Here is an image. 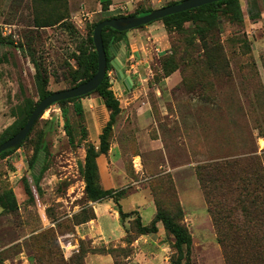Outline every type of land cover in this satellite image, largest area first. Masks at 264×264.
<instances>
[{
  "label": "rangeland",
  "instance_id": "obj_1",
  "mask_svg": "<svg viewBox=\"0 0 264 264\" xmlns=\"http://www.w3.org/2000/svg\"><path fill=\"white\" fill-rule=\"evenodd\" d=\"M104 1L0 0V134L17 118L24 100L38 99L32 58L47 77L46 90L70 88V73L76 68L74 54L89 48L86 36L92 23L182 0H140L137 4L106 6ZM239 2L242 22H231L223 16L220 24L219 42L227 64L223 71L202 75L203 65L191 60L202 49L197 38L189 43L188 23L184 24V32L164 33L159 21L148 27L167 48L157 41H145L146 34L141 32L144 25L126 31L127 44L121 43L119 54L114 56L133 86L127 89L116 77L115 69L108 70L111 89L120 106L125 95L147 93L156 110L152 96L155 84L162 92V111L166 113H155V124L145 123L148 135H159L160 139V144L146 146L139 145L144 142L141 138L135 139L141 127L133 114L126 120L117 117L109 144H115L122 157L111 163L104 158L98 162L100 184L104 188L102 178L110 168V188L118 192L123 211L136 210L131 208L132 202L142 208L145 197L153 202L155 212L161 208L184 225L191 235V246L183 249L181 264H226L196 166L234 158L246 163L247 156L256 152L264 169V0ZM257 12L259 16L254 15ZM55 18L61 19L42 25ZM173 47L177 56L183 53L187 59L180 69L164 76L161 61L173 53ZM127 50L132 56L124 55ZM144 78L147 80L142 82ZM95 97L96 93H90L75 101L82 106L80 115L74 110V102L64 104L66 117L63 107L50 105L21 145L0 159V196L12 189L18 205L14 211L0 207V264H37V255L68 261L79 248L87 250L84 264H110L107 257L98 255H108L111 264H145L153 257L156 264H172L176 260L173 237L160 222L156 223L157 232L137 243L140 235L135 233L136 214L120 219L125 234L118 241L103 243L98 236L84 235L86 229L81 235L76 232V227L84 223H75L90 212L95 214L94 206L103 201L85 197L80 171L85 147L90 142L98 143L105 123L103 115L97 109L96 114L92 113L89 107V100ZM124 135L129 138H122ZM35 148L37 154L32 158ZM23 180L31 189L29 196ZM210 189L217 200L211 184ZM113 204L116 209L114 201ZM104 205L105 202L97 206L98 219L106 215ZM144 207L137 214L143 224H149L154 217L152 208ZM93 219L87 222L92 223ZM46 229L53 234L57 246L52 244L43 253L32 242L36 232ZM61 236L70 237L76 249L65 253ZM27 255L32 256L31 262ZM89 255L94 256L87 263ZM239 259L233 254L234 264H239Z\"/></svg>",
  "mask_w": 264,
  "mask_h": 264
},
{
  "label": "trees",
  "instance_id": "obj_2",
  "mask_svg": "<svg viewBox=\"0 0 264 264\" xmlns=\"http://www.w3.org/2000/svg\"><path fill=\"white\" fill-rule=\"evenodd\" d=\"M104 2H106L105 6L110 3L109 0ZM172 3L173 2H170L167 5ZM150 10L152 9L147 8L128 15L145 14ZM259 14V12L254 13L255 16H259ZM223 16H226L231 22L241 23L242 11L239 0H218L164 16L158 19V21L162 22L166 33L168 30L184 32V24L188 23L190 25L189 34L191 37L188 41L190 44H193L194 38H197L200 43L199 46L202 49V52L196 53L191 57V60L203 65L201 71L202 75H204L206 73H218L219 71H223L227 66L219 42L220 24ZM60 19L61 18L47 20V22H44L42 25H50L52 22H57ZM101 20L92 23L87 31L86 41L89 48L84 50L79 49L78 52L74 54L76 68L70 73L72 86L89 79L96 72L97 57L92 42V30ZM143 26L144 25H141L139 27ZM125 33L126 31H117L108 26L104 27L101 31L107 59L106 73L101 83L90 93H96L101 97L108 111V119L98 136V143L94 144L90 142L85 147V155L80 168L84 181V194L88 200L94 202L112 198L117 206L116 210L121 220L136 214L133 221L135 233L137 235L157 232L156 223L160 222L163 229L172 235L173 245L178 252V256L175 261H172V264H181L184 254L183 249L189 250L191 246V235L184 225L179 223V221L161 208L156 209L154 217L149 224H143L136 210L128 212L122 210L118 202L119 194L117 191L112 188L105 189L100 184L97 157L100 154L105 155L108 152L110 147L109 137L116 119L121 112L119 100L111 89L108 76V70L114 69L111 63L113 57L111 46L120 41H124L125 44H127V38L124 37ZM186 59L183 53L177 56L176 49L174 48L173 53L166 55L161 61V68L164 76H168L173 71L180 69L181 63H185ZM32 62L35 67L34 80L38 90V99L24 100L17 113V118L0 134V143L11 137L23 127L39 100L51 93V91L46 90L48 82L46 75L42 72L40 66L33 58ZM206 85H208V82ZM90 93L57 102L59 106L63 107V115L66 117V108H64V104L68 102H74V110L76 114L80 115L82 113V106L79 103H75V101ZM64 125L69 135L70 130L68 128L67 119H65ZM20 145L21 143L15 148L2 151L0 153V159L13 152ZM36 148L32 158L37 154ZM245 161L247 162L244 163V161L239 158L222 159L196 166L197 177L203 189L208 212L217 233V242L223 249L226 264H234L233 254H235L236 258H240L239 264H264V169L259 155L256 152L248 155ZM207 181L209 185L206 184L208 183ZM210 184L216 192L217 200L215 195L213 197L211 196ZM23 188L26 195L29 196L31 194V189L25 180H23ZM220 190L226 192V195L220 194L218 192ZM17 206L15 194L12 189L6 190L0 196V207L2 210L14 211L17 209ZM93 218H95V214L90 212L82 217L81 222L75 224L85 223ZM33 237L32 243L37 246V250H41L43 253H46L52 244L57 246L53 234L47 229L36 232ZM241 251L242 254H240ZM86 253L87 250L79 248L78 253L68 261L63 260L62 257L49 258V255H46V258L37 255L36 257L34 256V260L36 259L37 264H84ZM31 258V255H27V259H29L30 262L32 261L30 260Z\"/></svg>",
  "mask_w": 264,
  "mask_h": 264
},
{
  "label": "crops",
  "instance_id": "obj_3",
  "mask_svg": "<svg viewBox=\"0 0 264 264\" xmlns=\"http://www.w3.org/2000/svg\"><path fill=\"white\" fill-rule=\"evenodd\" d=\"M106 1V0H105ZM140 0H109V5H115V4H123V3H134V4H137ZM155 22H158V20H156ZM154 22H152L151 24H153ZM158 23H161V25L163 26L162 22H158ZM151 24H147L143 27V33L146 34V38L145 41L148 40L155 43L157 41L158 44L162 45L163 47L167 48L168 46H164L165 44H163V40L160 39L159 40V37H156V36H153L152 34V30L149 28ZM154 25V24H153ZM149 26V27H148ZM152 26V25H151ZM164 27V26H163ZM164 29V28H163ZM164 33H165V29H164ZM165 35V34H164ZM163 35V36H164ZM153 37V38H152ZM128 39V38H127ZM164 48V49H165ZM165 79H169V77H166ZM147 78H144V79H141L142 82L146 81ZM132 82V86L134 85V82L131 80ZM145 89V88H144ZM153 89V99L154 101L157 103V107L156 110L155 108L153 109V106L152 104L150 103V99H149V96L147 95V93L144 95L142 93L139 94L138 96V93L136 94L135 92L131 93L130 95H125L123 96V101H124V104H121V112L119 114V117H123V119H127L128 117L131 116V114H133V117L135 118V122L137 125H139L141 128L139 131H136L135 133V139H139L141 138L144 142L143 143H139L140 146H146V145H151L152 143H159L160 144V139H159V135L155 136L154 137H150L148 135V133L146 132V127L144 126L145 123L146 124H152V123H157V120H156V114L155 113H158L159 115H165V111H162V95H161V90L157 87V85L154 84V86L152 87ZM138 99L136 102H135V105H134V108L133 110H131V106H132V103ZM89 107L91 108V112L96 114L97 112L98 113H101V115H103V121L106 122L107 119H108V112L103 104V101L101 99V97H95V98H91V100H89ZM97 109V112L96 110ZM131 110V111H130ZM158 110V111H157ZM129 111V112H128ZM133 111V112H132ZM96 118V117H95ZM152 122V123H151ZM105 124V123H104ZM103 124V126H104ZM142 125V126H141ZM157 125V124H156ZM102 126V127H103ZM129 138V136H125L122 137L124 139L126 138ZM141 141V140H140ZM103 157H101V155H99L97 157V164L98 162L103 158L104 160H106L107 162L111 163L115 160H118L120 159L122 156V152L121 151H117L116 148H115V144H111L110 147H109V150L108 152L104 155L102 154ZM112 172L109 168L108 170V174L106 176H104L103 179V184H104V188L107 189V188H110V182L111 180H113V176H112ZM146 198L144 197V206L147 207L148 205L151 206L152 208V217L154 216V213H155V207L153 205V202L152 201H149V200H145ZM105 202V205H104V208H105V216L104 218L102 219H98V216L99 213H98V210H97V206L98 205H103ZM150 204H149V203ZM113 201L110 199V198H107V199H104L102 202H99V203H96V205L94 206V210H95V219L92 220V223H84V224H81L80 226H77L76 227V232L79 233L81 235V231L84 229L88 230L87 232L84 233V235H88V237H91V236H98L99 239L101 241H103V243H108V242H113V241H118L120 240L124 234H125V229L123 228V226L121 225V222H120V218H119V215H118V212L117 210L115 209V207L113 206ZM139 208H136L137 205L132 202L131 204V208L132 209H136L137 210H142V208L144 206L141 207V205H138ZM144 207V208H145ZM206 215V214H205ZM109 217L110 219H108L107 217ZM151 217V218H152ZM161 226H159V231L161 230L160 229ZM82 231V232H83ZM151 234H144V235H140L138 237V239L136 240L137 243L141 240V239H146L145 237H149ZM94 255H89V257H87V263H88V260L89 259H92ZM98 256H105L108 258V260L110 261V264H111V258L108 256V255H98ZM97 256V257H98ZM156 258H151V260L149 262H146L145 264H156Z\"/></svg>",
  "mask_w": 264,
  "mask_h": 264
},
{
  "label": "water",
  "instance_id": "obj_4",
  "mask_svg": "<svg viewBox=\"0 0 264 264\" xmlns=\"http://www.w3.org/2000/svg\"><path fill=\"white\" fill-rule=\"evenodd\" d=\"M218 0H182L178 3H172L159 8L150 10L149 12L141 15H124L111 18H105L98 22L92 30V42L97 57L96 72L87 80L72 86L70 88L53 91L44 96L36 104L23 127H21L15 134L0 143V153L6 149L17 147L27 136L32 128L34 122L40 115L52 104L57 103L64 99L79 97L94 91L103 80L106 73L107 59L103 46L101 31L104 27L108 26L117 31H127L129 29L137 28L141 25H146L152 21L161 19L164 16L189 10L204 4L215 2ZM124 41L117 42L111 46L113 55L116 54L115 47H119ZM111 63L114 66L116 77L121 80L123 85L129 89L132 85L129 76H124L121 66L117 63V59L113 58Z\"/></svg>",
  "mask_w": 264,
  "mask_h": 264
},
{
  "label": "built area",
  "instance_id": "obj_5",
  "mask_svg": "<svg viewBox=\"0 0 264 264\" xmlns=\"http://www.w3.org/2000/svg\"><path fill=\"white\" fill-rule=\"evenodd\" d=\"M132 56V54L130 55ZM70 237L66 236H61L59 238L60 244L62 249L64 250L65 253H70L72 251H74L76 249V246L74 244L71 243V241L69 240Z\"/></svg>",
  "mask_w": 264,
  "mask_h": 264
},
{
  "label": "flooded vegetation",
  "instance_id": "obj_6",
  "mask_svg": "<svg viewBox=\"0 0 264 264\" xmlns=\"http://www.w3.org/2000/svg\"><path fill=\"white\" fill-rule=\"evenodd\" d=\"M114 50H116V54H115V55H118L119 52H120V51H119V50H120V46H119V47H115ZM127 51H128V52H127ZM127 51H125V52H123V53H124V55L127 54V55H126L127 57H130L129 50H127ZM115 55H113L112 59L114 58ZM117 63L119 64L118 60H117ZM119 65H120V64H119Z\"/></svg>",
  "mask_w": 264,
  "mask_h": 264
}]
</instances>
